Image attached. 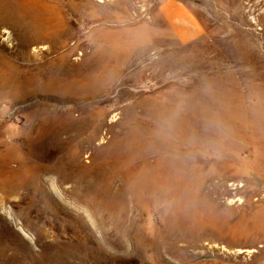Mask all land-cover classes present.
I'll return each mask as SVG.
<instances>
[{
    "label": "rangeland",
    "instance_id": "rangeland-1",
    "mask_svg": "<svg viewBox=\"0 0 264 264\" xmlns=\"http://www.w3.org/2000/svg\"><path fill=\"white\" fill-rule=\"evenodd\" d=\"M0 264H264V0H0Z\"/></svg>",
    "mask_w": 264,
    "mask_h": 264
},
{
    "label": "crops",
    "instance_id": "crops-1",
    "mask_svg": "<svg viewBox=\"0 0 264 264\" xmlns=\"http://www.w3.org/2000/svg\"><path fill=\"white\" fill-rule=\"evenodd\" d=\"M191 28H192L191 26H187V27L181 25L178 26V33H179L178 37L182 43H186L191 39L190 38L192 37V35L190 36Z\"/></svg>",
    "mask_w": 264,
    "mask_h": 264
}]
</instances>
